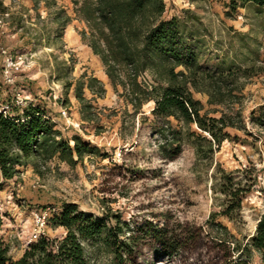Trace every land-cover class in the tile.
<instances>
[{
    "label": "trees",
    "instance_id": "obj_1",
    "mask_svg": "<svg viewBox=\"0 0 264 264\" xmlns=\"http://www.w3.org/2000/svg\"><path fill=\"white\" fill-rule=\"evenodd\" d=\"M196 1L221 4L227 19L234 20L243 11L242 17L250 23L246 34L233 32L237 48L230 51L229 44L227 52L212 55L213 64H209L211 52L205 54L199 18L186 11L181 20H163L164 0H71V4L75 20L86 27L79 33L81 42L99 59L110 86L122 89L133 117L144 105H152L149 117L142 121L149 125L159 158L172 162L187 147L197 163L209 168V190L217 212L209 215L205 225L211 241L226 254L224 264H251L255 257L258 264H264V209L252 232L240 240L227 227L235 229L242 224V204L249 196L256 194L264 205V168L250 163L226 171L214 160L224 142L237 141L233 131L246 134L245 122L240 111L204 112L193 96H205L208 106L230 109L240 105L247 80L264 76L261 44L253 36L264 35V0H191ZM6 16L11 25L20 27L21 20L0 0V17ZM51 21L56 26L53 39L59 41L72 19L56 10ZM72 72L71 66H64L57 80L67 79L63 88L72 89L80 121L93 123V108L84 94L101 99L104 86L84 74L68 80ZM60 103L66 105L67 100ZM248 119L249 124L264 128V114L256 118L250 114ZM98 157L107 159L80 136L64 138L40 101L10 106L5 114L0 110V187L12 182L20 168L30 166L41 175L53 160L74 168ZM52 207L57 211L47 226L62 229L63 235L55 239L40 236L27 244L17 259L10 257L8 244L0 238V264H95L108 257L107 264H137L144 245H157L154 250L167 260L181 247L179 236L165 225L131 224L110 213L95 216L74 203Z\"/></svg>",
    "mask_w": 264,
    "mask_h": 264
},
{
    "label": "rangeland",
    "instance_id": "obj_2",
    "mask_svg": "<svg viewBox=\"0 0 264 264\" xmlns=\"http://www.w3.org/2000/svg\"><path fill=\"white\" fill-rule=\"evenodd\" d=\"M164 3L162 19L165 21L181 20L186 11L199 18L205 54L211 52L209 64L215 62L212 55L219 57L227 52L229 44L230 51L237 48L238 40L233 39V32L246 34L249 30L250 23L242 17L243 11L234 20L227 19L223 6L218 3L191 0H164ZM3 4L21 21L20 27H16L10 24L9 16L0 17V46L20 66L19 71L11 74L14 85L10 88L2 79L0 56V107L16 106L19 100L40 101L64 138L78 135L107 156L105 160L99 157L84 160L74 168L53 160L41 175L27 166L19 169L12 182L3 183L0 238L8 244L10 257L17 259L23 253L34 229V212L44 206L67 202L95 216L110 213L131 224L165 225L179 236L181 247L175 256L167 260L154 250L157 245H144L139 249L137 264L142 261L143 264H224L226 254L211 241L205 225L209 215L217 212L209 190V168L197 163L187 147L172 162L159 158L149 137V125L142 121L143 117H149L152 105H144L141 113L133 117V109L122 89L110 86L99 59L81 42L79 33L86 27L75 20L71 0H3ZM56 10H63L72 19L59 41L53 39L56 26L51 21ZM253 36L261 44L259 54L264 60V35ZM63 65L73 68L68 80H77L84 74L103 84L105 94L101 99L84 94L93 108V123L80 121L79 104L72 89L63 88L67 79L57 80L63 73ZM193 96L202 104L204 112L240 111L245 122L248 135L233 131L237 141L224 142L214 160L226 171L247 167L250 163L257 169L264 168V128L249 124L248 119L250 114L254 118L264 114V76L247 80L240 105L230 109L208 106L205 96ZM63 100H67L66 105L60 103ZM62 111L67 118L62 117ZM263 209L262 200L256 194L251 195L242 204V224L235 229L227 227L240 240L252 232ZM62 235V229L50 226L42 234L48 239ZM109 260L110 257L102 258L95 264H107ZM251 264H258V259L255 257Z\"/></svg>",
    "mask_w": 264,
    "mask_h": 264
},
{
    "label": "built area",
    "instance_id": "obj_3",
    "mask_svg": "<svg viewBox=\"0 0 264 264\" xmlns=\"http://www.w3.org/2000/svg\"><path fill=\"white\" fill-rule=\"evenodd\" d=\"M0 56L3 59V65L1 69V75H2L3 82L6 85L10 86L11 88L14 85V79L11 77V74L19 71L20 63L14 61L11 54L8 53L1 46H0ZM12 90L14 91L15 89L12 88ZM15 103H16V106H25L27 103V100H19V101H16ZM7 109H8L7 106L0 107V110H2L3 114H5V111H7ZM61 114L63 118H67L66 113L64 111H62ZM32 188H34V186H32ZM56 211L57 210L54 207H45L32 214L34 229L31 232L30 238L28 242L26 243V245L33 241L38 240V238L42 236V234L44 233L47 227L48 219L54 214H56Z\"/></svg>",
    "mask_w": 264,
    "mask_h": 264
},
{
    "label": "crops",
    "instance_id": "obj_4",
    "mask_svg": "<svg viewBox=\"0 0 264 264\" xmlns=\"http://www.w3.org/2000/svg\"><path fill=\"white\" fill-rule=\"evenodd\" d=\"M67 203V202H66Z\"/></svg>",
    "mask_w": 264,
    "mask_h": 264
}]
</instances>
